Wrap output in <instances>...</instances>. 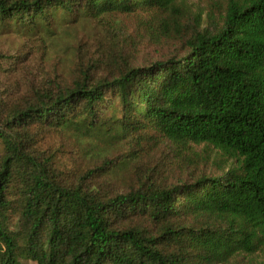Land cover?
<instances>
[{
	"label": "trees",
	"instance_id": "obj_1",
	"mask_svg": "<svg viewBox=\"0 0 264 264\" xmlns=\"http://www.w3.org/2000/svg\"><path fill=\"white\" fill-rule=\"evenodd\" d=\"M185 2L0 0V23L36 32L134 12L173 21ZM184 47L110 75L90 76L96 64L86 65L0 120V264H229L256 253L264 264V0H226L218 21L189 33ZM70 127L137 147L158 137L204 144L220 160L167 183L148 173L102 195L87 181L112 160L65 182L30 133Z\"/></svg>",
	"mask_w": 264,
	"mask_h": 264
},
{
	"label": "rangeland",
	"instance_id": "obj_2",
	"mask_svg": "<svg viewBox=\"0 0 264 264\" xmlns=\"http://www.w3.org/2000/svg\"><path fill=\"white\" fill-rule=\"evenodd\" d=\"M225 4L226 0H186L173 21L159 12H134L113 13L103 21L60 19L51 30L36 32L0 23V120L34 98L35 91L53 83H71L86 65L96 64L89 74L98 77L114 73L125 63L145 65L182 54L189 33L210 25L212 18L217 22ZM30 133L39 153L51 155L65 182L77 181L91 168L112 160L87 181L102 195L126 191L148 173L167 183L200 168L202 163L210 165L220 160V153L211 146H182L162 137L137 147L131 139L97 134L85 138L75 127L32 128ZM2 152L0 140V158ZM145 224L150 230L155 228ZM261 259L260 253L239 254L229 264H258ZM21 262L34 264L30 260Z\"/></svg>",
	"mask_w": 264,
	"mask_h": 264
}]
</instances>
